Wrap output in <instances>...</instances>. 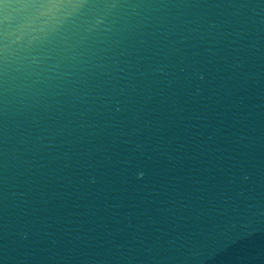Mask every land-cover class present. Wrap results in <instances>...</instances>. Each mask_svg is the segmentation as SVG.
Wrapping results in <instances>:
<instances>
[{"label":"water","instance_id":"water-1","mask_svg":"<svg viewBox=\"0 0 264 264\" xmlns=\"http://www.w3.org/2000/svg\"><path fill=\"white\" fill-rule=\"evenodd\" d=\"M0 264H264V0H0Z\"/></svg>","mask_w":264,"mask_h":264}]
</instances>
